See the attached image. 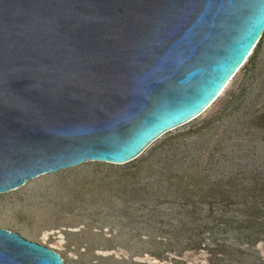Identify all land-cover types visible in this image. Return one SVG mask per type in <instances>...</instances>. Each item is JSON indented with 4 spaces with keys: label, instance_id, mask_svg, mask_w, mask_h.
Listing matches in <instances>:
<instances>
[{
    "label": "water",
    "instance_id": "water-1",
    "mask_svg": "<svg viewBox=\"0 0 264 264\" xmlns=\"http://www.w3.org/2000/svg\"><path fill=\"white\" fill-rule=\"evenodd\" d=\"M264 33V0H0V193L126 164L203 113ZM0 264H64L0 227Z\"/></svg>",
    "mask_w": 264,
    "mask_h": 264
},
{
    "label": "rangeland",
    "instance_id": "rangeland-1",
    "mask_svg": "<svg viewBox=\"0 0 264 264\" xmlns=\"http://www.w3.org/2000/svg\"><path fill=\"white\" fill-rule=\"evenodd\" d=\"M231 178L264 181V33L198 117L126 164L88 160L0 193V227L64 264H261L264 243L242 262L219 261L186 230L207 219L206 202L186 213L202 191Z\"/></svg>",
    "mask_w": 264,
    "mask_h": 264
},
{
    "label": "trees",
    "instance_id": "trees-1",
    "mask_svg": "<svg viewBox=\"0 0 264 264\" xmlns=\"http://www.w3.org/2000/svg\"><path fill=\"white\" fill-rule=\"evenodd\" d=\"M201 197L186 213H201L199 204L206 202L207 219H190L193 225L186 230L197 236L196 246L206 249L211 258L242 262L264 243V181L254 179L252 185H242L236 178L219 181L202 191Z\"/></svg>",
    "mask_w": 264,
    "mask_h": 264
},
{
    "label": "bare ground",
    "instance_id": "bare-ground-1",
    "mask_svg": "<svg viewBox=\"0 0 264 264\" xmlns=\"http://www.w3.org/2000/svg\"><path fill=\"white\" fill-rule=\"evenodd\" d=\"M221 94V93H220ZM89 161H93V160H89ZM96 161H100V160H96Z\"/></svg>",
    "mask_w": 264,
    "mask_h": 264
},
{
    "label": "built area",
    "instance_id": "built-area-1",
    "mask_svg": "<svg viewBox=\"0 0 264 264\" xmlns=\"http://www.w3.org/2000/svg\"><path fill=\"white\" fill-rule=\"evenodd\" d=\"M252 51H253V50H252ZM252 51H251V53H252ZM251 53H250V54H251ZM250 54H249V56H250Z\"/></svg>",
    "mask_w": 264,
    "mask_h": 264
}]
</instances>
